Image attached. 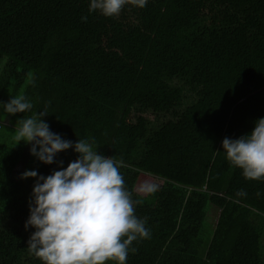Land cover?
I'll list each match as a JSON object with an SVG mask.
<instances>
[{
	"label": "trees",
	"instance_id": "obj_1",
	"mask_svg": "<svg viewBox=\"0 0 264 264\" xmlns=\"http://www.w3.org/2000/svg\"><path fill=\"white\" fill-rule=\"evenodd\" d=\"M89 5L0 0V264H42L25 229L36 180L22 173L48 176L79 156L70 148L49 165L16 145L17 120L45 109L62 139L123 161L150 231L126 264H264V180L246 179L222 147L264 118V0H147L112 17ZM18 95L33 108L7 114ZM141 172L163 180L157 191L135 190Z\"/></svg>",
	"mask_w": 264,
	"mask_h": 264
},
{
	"label": "clouds",
	"instance_id": "obj_2",
	"mask_svg": "<svg viewBox=\"0 0 264 264\" xmlns=\"http://www.w3.org/2000/svg\"><path fill=\"white\" fill-rule=\"evenodd\" d=\"M127 4L143 8L147 0H90L89 12L118 16ZM2 105L9 115L33 108L23 95ZM47 115L45 109L17 120L16 145L21 141L30 144V153L49 165L56 162L58 153L70 148L79 156L67 168L48 176L36 171L22 173L21 179L36 180L29 201L30 216L25 223L26 230L29 226L35 229L28 240L29 252L42 264H126L132 243L138 238H149L150 231L146 218L136 215L140 201L133 199L126 186L120 171L123 161L98 154L99 146L94 147V141L78 139L73 144L62 139L42 119ZM222 147L227 160L241 169L246 179L264 180V118L255 121L250 133L237 139L224 138ZM157 190L156 184L148 182L137 189L143 194ZM236 195L244 197L247 193L240 190Z\"/></svg>",
	"mask_w": 264,
	"mask_h": 264
},
{
	"label": "rangeland",
	"instance_id": "obj_3",
	"mask_svg": "<svg viewBox=\"0 0 264 264\" xmlns=\"http://www.w3.org/2000/svg\"><path fill=\"white\" fill-rule=\"evenodd\" d=\"M145 182L154 183L156 185H159L163 182V180L155 177L154 175H151V174H148L145 172H141V173H139V176L137 177V180L135 182V190L137 191L139 186ZM140 194L144 195L143 193H140ZM218 212H219V210L215 206L209 205L208 210L206 212L207 213L206 220L209 223H211L212 225H214L216 222L217 216H218ZM262 243L264 245V235L262 237Z\"/></svg>",
	"mask_w": 264,
	"mask_h": 264
}]
</instances>
